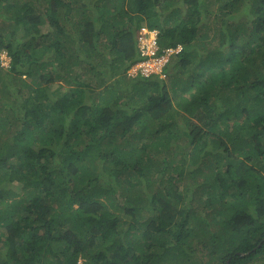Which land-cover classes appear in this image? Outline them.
Instances as JSON below:
<instances>
[{
	"label": "trees",
	"instance_id": "1",
	"mask_svg": "<svg viewBox=\"0 0 264 264\" xmlns=\"http://www.w3.org/2000/svg\"><path fill=\"white\" fill-rule=\"evenodd\" d=\"M1 53L0 264H264V0H0Z\"/></svg>",
	"mask_w": 264,
	"mask_h": 264
},
{
	"label": "built area",
	"instance_id": "2",
	"mask_svg": "<svg viewBox=\"0 0 264 264\" xmlns=\"http://www.w3.org/2000/svg\"><path fill=\"white\" fill-rule=\"evenodd\" d=\"M153 31L154 30L149 31L146 28H141L139 31V51L146 59L136 63L130 68L135 75L148 77L152 74L159 73L163 65L167 62L169 55L173 52V50L167 49L164 51L165 53L163 55H157V32L154 33ZM150 36H152V39L147 41Z\"/></svg>",
	"mask_w": 264,
	"mask_h": 264
},
{
	"label": "rangeland",
	"instance_id": "3",
	"mask_svg": "<svg viewBox=\"0 0 264 264\" xmlns=\"http://www.w3.org/2000/svg\"><path fill=\"white\" fill-rule=\"evenodd\" d=\"M184 11H182V13H183ZM154 33H156L157 31L156 30H154L153 31ZM138 35H140L139 34V31H138V34H137V37H138ZM153 35V34H152ZM155 37V36H154ZM150 39H152V36H150V38L147 40V41H150ZM139 45V44H138ZM0 60H2L3 61V63L4 64H7L8 65V63H9V59H8V57L6 56V54L5 53H1L0 54ZM4 67H7V66H4ZM4 69V68H3ZM5 70V69H4ZM159 72V71H158ZM127 75H134V73H133V71L130 69V70H128V72H127ZM161 76V78H164V75H160ZM15 186H16V188H15V191L16 192H20L19 191V188H21L20 186H18V185H16L15 184ZM2 234L4 235L5 234V231H4V229L1 227V225H0V237H2ZM2 242L0 241V252L2 253V254H5L6 252H5V249L2 247ZM4 263V262H3ZM2 263V264H3Z\"/></svg>",
	"mask_w": 264,
	"mask_h": 264
},
{
	"label": "clouds",
	"instance_id": "4",
	"mask_svg": "<svg viewBox=\"0 0 264 264\" xmlns=\"http://www.w3.org/2000/svg\"><path fill=\"white\" fill-rule=\"evenodd\" d=\"M141 28H145V27H141ZM141 28L139 29V31L141 30ZM146 29H147V28H146ZM149 31H150V30H149ZM151 31H152V30H151ZM138 47H139V46H138ZM177 49H178V48H177ZM175 52H176V49L173 50L172 54L175 53ZM170 55H171V54H170ZM170 55H169V56H170ZM0 59H1V58H0ZM0 63H1V66H2L4 69L8 68L9 63H8V65H7V64H4L2 60H0ZM4 66H7V67H4ZM163 66H164V65H163ZM129 70H130V69H129ZM161 71H162V68H161L160 72L157 73V74L161 75ZM154 75H155V74H154ZM133 76H136V75L134 74Z\"/></svg>",
	"mask_w": 264,
	"mask_h": 264
}]
</instances>
